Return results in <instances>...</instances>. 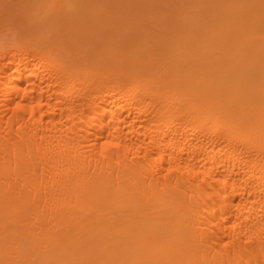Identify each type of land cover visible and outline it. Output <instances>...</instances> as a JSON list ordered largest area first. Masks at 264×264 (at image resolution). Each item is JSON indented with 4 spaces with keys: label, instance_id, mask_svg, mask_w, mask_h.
<instances>
[{
    "label": "bare ground",
    "instance_id": "obj_1",
    "mask_svg": "<svg viewBox=\"0 0 264 264\" xmlns=\"http://www.w3.org/2000/svg\"><path fill=\"white\" fill-rule=\"evenodd\" d=\"M181 1L0 47V264H264V0Z\"/></svg>",
    "mask_w": 264,
    "mask_h": 264
},
{
    "label": "rangeland",
    "instance_id": "obj_2",
    "mask_svg": "<svg viewBox=\"0 0 264 264\" xmlns=\"http://www.w3.org/2000/svg\"><path fill=\"white\" fill-rule=\"evenodd\" d=\"M51 1L0 0V47L12 43L20 34H33L38 38L42 34L62 32L64 34L67 31L72 32L80 44L95 40L99 51L107 45L100 46L97 41L107 35H114L120 42L129 38L131 42L129 40L127 42L131 46L137 37L148 34L149 37L164 35L165 32L160 33V30L153 29L157 20H168L169 17H173L171 19L175 21L173 25H177L175 18L180 14L177 8L183 2L181 0H65L64 8L50 15L46 5ZM161 15L166 17L162 16L158 19L157 17ZM48 16L54 18L49 20ZM139 24L146 29L143 34L137 32ZM115 32L117 33L114 34ZM84 33L89 36L81 38ZM146 37H142L144 42L148 39V36Z\"/></svg>",
    "mask_w": 264,
    "mask_h": 264
},
{
    "label": "clouds",
    "instance_id": "obj_3",
    "mask_svg": "<svg viewBox=\"0 0 264 264\" xmlns=\"http://www.w3.org/2000/svg\"><path fill=\"white\" fill-rule=\"evenodd\" d=\"M17 107H19V105H17Z\"/></svg>",
    "mask_w": 264,
    "mask_h": 264
}]
</instances>
